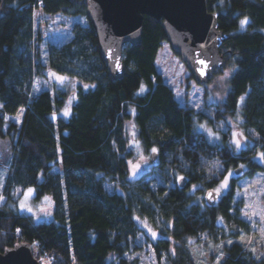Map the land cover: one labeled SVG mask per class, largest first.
Wrapping results in <instances>:
<instances>
[{"label": "trees", "instance_id": "trees-1", "mask_svg": "<svg viewBox=\"0 0 264 264\" xmlns=\"http://www.w3.org/2000/svg\"><path fill=\"white\" fill-rule=\"evenodd\" d=\"M86 6L85 0H0V135L12 140L1 191L0 251L26 241L34 257L50 255L51 264H137L125 253L135 251L140 220H147L157 229L152 245L158 256L165 251L167 264H196L191 247L199 234L214 241L251 227L241 216V201L234 200L235 176L225 192L207 201L215 180H207L199 165L202 158L219 155L227 164H239L233 169L239 174L264 169L255 153L264 154V0L207 1L209 10L219 11V27L229 33L219 49L225 65L235 66L216 117L239 106L242 125L258 136L252 148L238 151L223 136L211 141L196 129L206 115L180 103L157 70L156 54L165 40L161 20L143 15L141 40L125 44V71L113 80ZM36 8L84 17L72 22L68 39L44 44L45 60ZM46 69L82 82L66 117L51 114L60 110L67 90L34 91L36 77ZM19 108L15 122L10 116ZM129 119L143 151L151 157V148L157 149L150 168L135 177L128 164L134 156ZM180 159L187 168L180 167ZM27 185L35 187L37 198L49 196L52 219L36 221L10 205L14 190ZM224 252L220 264H264V256H254L237 240L224 244Z\"/></svg>", "mask_w": 264, "mask_h": 264}, {"label": "rangeland", "instance_id": "rangeland-1", "mask_svg": "<svg viewBox=\"0 0 264 264\" xmlns=\"http://www.w3.org/2000/svg\"><path fill=\"white\" fill-rule=\"evenodd\" d=\"M36 26L41 31V51L43 59L45 60L44 44L49 42L60 43L68 39L71 35V24L74 21H83L84 17L69 16L62 13L52 15L44 12L41 8H36L34 12ZM157 70L161 73L162 78L173 89L175 97L180 103L189 105L196 111H201L206 115V119L197 120L196 129L204 132L209 140H223L227 141L228 146L232 151H238L240 148H247L257 143V134L251 128H246L242 125V117L239 112V106L231 113L227 112L223 117L218 118L216 114L218 108L216 104L224 100L227 89L229 87V78L235 66L227 63L217 70L204 83H197L189 75V70L185 63L181 60L170 47L168 41H162L158 49L155 59ZM46 74L36 77L34 82V91H39L43 88H63L67 90V95L64 104L58 111H53L51 116L55 118L57 115L66 117L69 114L71 103L76 96V85L80 83L76 78L56 72L52 69H46ZM228 72V77H224V73ZM82 83V82H81ZM23 109L19 108L17 112L10 116V118L19 122ZM67 111V115H65ZM127 131L131 142L134 144V156L129 160L130 175L138 176L150 168L151 160L150 154L143 151L142 146L136 139V128L131 119L126 123ZM237 141L239 143H237ZM155 148V147H153ZM151 148V149H153ZM156 149V148H155ZM12 152V140L7 135H0V201L4 200L2 196V187L6 174V167L8 159ZM251 152V151H250ZM152 153V152H151ZM257 154L256 160L261 162L264 166V158L260 154L259 149L255 152ZM226 158L219 155H214L211 158H202L199 168L204 169L207 180L214 178L215 184L213 190L220 189L221 184L225 180V176H230V179L225 189H220L219 193L227 190L232 177L235 178L236 188L234 193V200H240L239 209L241 216L250 222V230L247 232H240L235 237H225L214 240L208 239L205 233H201L197 240L192 241L191 256L196 264H220L224 257V244H229L233 240H237L250 249L254 256L260 258L264 256V169H258L253 174H241L235 172L233 169L239 164H227ZM181 160V159H180ZM242 162H240L241 164ZM132 165H139L133 168ZM181 168H187V162L181 160ZM53 170L56 169L54 166ZM241 172V170L239 171ZM178 176V175H176ZM148 177V176H147ZM146 177V178H147ZM169 185H173V179L170 177ZM108 188L112 185L106 183ZM32 189V192H28ZM10 205L24 211L33 216L34 220H50L52 219V201L47 194L37 198L35 187L27 185L23 188L17 187L14 190L13 200ZM23 204V207L21 206ZM31 209V211H29ZM143 230L136 235L137 248L132 253H125L127 259L136 258L137 264H167L165 251H161L157 255V251L153 247L152 239L157 234V229L152 223L147 220H140ZM223 231L220 229L217 235ZM225 232L227 229L224 230ZM219 236V235H218ZM244 237L241 240V237ZM155 240V239H154ZM254 250V251H253ZM40 264H51V259L48 256H40Z\"/></svg>", "mask_w": 264, "mask_h": 264}, {"label": "water", "instance_id": "water-1", "mask_svg": "<svg viewBox=\"0 0 264 264\" xmlns=\"http://www.w3.org/2000/svg\"><path fill=\"white\" fill-rule=\"evenodd\" d=\"M208 0H85L86 16L95 32L99 54L110 77L121 78L125 44L141 40L143 15L161 20V27L171 49L179 55L198 83L206 82L226 60L220 45L229 33L218 25V10L207 8ZM208 65L204 76L197 69L198 61ZM119 65V66H117ZM156 153H151V159ZM236 172L239 169L235 170ZM178 179L183 184L184 177ZM218 191L209 189L205 199L211 201ZM0 264H40L32 254L29 242L22 241L0 251Z\"/></svg>", "mask_w": 264, "mask_h": 264}, {"label": "snow or ice", "instance_id": "snow-or-ice-1", "mask_svg": "<svg viewBox=\"0 0 264 264\" xmlns=\"http://www.w3.org/2000/svg\"><path fill=\"white\" fill-rule=\"evenodd\" d=\"M198 63H199L202 67H199V68L197 69V71L199 72V74H200L201 76H204L205 73H206V71H207L208 65L206 64V62H205L204 60H199ZM117 66H119V65H117ZM228 75H229V73H228V72H225V73H224V77H222L221 79H223V78H225V77H228ZM139 92H140V93H143V92H144V86H143V85H141V87H140V89H139ZM64 114L67 115V114H68L67 111H65ZM237 143H239V142L237 141ZM152 151H153V152H156L157 149L153 148ZM261 155H262V158H264V154H261ZM132 167H133V168H137V167H139V165H132ZM178 179H182V178H178ZM229 179H230V176H225V180H224V182L221 184L220 189H225V188H226V185H227ZM220 189H217L216 191L219 192ZM32 191H33L32 189H28V192H29V193L32 192ZM208 195H209V198L212 197V193H209ZM21 206L23 207V204H22ZM29 211H31V209H29ZM152 235H153V236H156V233H152ZM243 239H244V237L242 236V237H241V240H243ZM229 243H231V242H229ZM253 251H254V250H253Z\"/></svg>", "mask_w": 264, "mask_h": 264}, {"label": "built area", "instance_id": "built-area-1", "mask_svg": "<svg viewBox=\"0 0 264 264\" xmlns=\"http://www.w3.org/2000/svg\"><path fill=\"white\" fill-rule=\"evenodd\" d=\"M49 259H52V257L50 255H47Z\"/></svg>", "mask_w": 264, "mask_h": 264}, {"label": "flooded vegetation", "instance_id": "flooded-vegetation-1", "mask_svg": "<svg viewBox=\"0 0 264 264\" xmlns=\"http://www.w3.org/2000/svg\"><path fill=\"white\" fill-rule=\"evenodd\" d=\"M219 195H220V193H219Z\"/></svg>", "mask_w": 264, "mask_h": 264}]
</instances>
